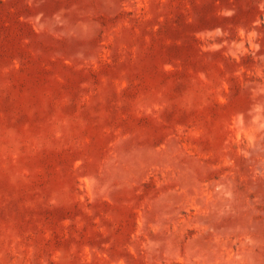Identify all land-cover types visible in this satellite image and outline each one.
I'll use <instances>...</instances> for the list:
<instances>
[{
  "label": "rangeland",
  "instance_id": "374dc122",
  "mask_svg": "<svg viewBox=\"0 0 264 264\" xmlns=\"http://www.w3.org/2000/svg\"><path fill=\"white\" fill-rule=\"evenodd\" d=\"M0 264H264V0H0Z\"/></svg>",
  "mask_w": 264,
  "mask_h": 264
}]
</instances>
